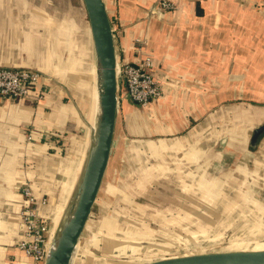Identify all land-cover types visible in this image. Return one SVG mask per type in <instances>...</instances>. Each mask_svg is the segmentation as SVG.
<instances>
[{
    "label": "crops",
    "instance_id": "crops-1",
    "mask_svg": "<svg viewBox=\"0 0 264 264\" xmlns=\"http://www.w3.org/2000/svg\"><path fill=\"white\" fill-rule=\"evenodd\" d=\"M171 1L176 9L158 16L151 9L159 0H105L118 58L152 56L164 90L149 104V129L137 127L143 117L120 94L123 117L141 136L139 149L148 148L150 162H253L264 171V135L256 149L249 145L264 123V0ZM93 65L91 28L77 0H0V66L52 79L41 100L0 98V264H44L18 247L21 188L31 184L41 213L55 225L85 161ZM240 142L247 144L237 149Z\"/></svg>",
    "mask_w": 264,
    "mask_h": 264
},
{
    "label": "rangeland",
    "instance_id": "rangeland-1",
    "mask_svg": "<svg viewBox=\"0 0 264 264\" xmlns=\"http://www.w3.org/2000/svg\"><path fill=\"white\" fill-rule=\"evenodd\" d=\"M77 1L86 10L84 1ZM134 105L143 117L137 127L149 129L151 106ZM123 109L121 103L109 165L73 264H145L185 254L264 249V171L253 162H191L190 167V162H150L151 153L139 149L140 135Z\"/></svg>",
    "mask_w": 264,
    "mask_h": 264
},
{
    "label": "water",
    "instance_id": "water-1",
    "mask_svg": "<svg viewBox=\"0 0 264 264\" xmlns=\"http://www.w3.org/2000/svg\"><path fill=\"white\" fill-rule=\"evenodd\" d=\"M90 23L95 65L93 119L85 161L65 209L54 225L44 264H73L80 239L92 214L109 165L117 125L120 94L125 88L118 74L115 33L105 0H83ZM153 14L162 16L156 6ZM123 89V92L121 90ZM264 123L253 129L249 145L256 148ZM225 140L222 141V148ZM234 150V149H233ZM145 264H264V249H235L170 256Z\"/></svg>",
    "mask_w": 264,
    "mask_h": 264
},
{
    "label": "built area",
    "instance_id": "built-area-1",
    "mask_svg": "<svg viewBox=\"0 0 264 264\" xmlns=\"http://www.w3.org/2000/svg\"><path fill=\"white\" fill-rule=\"evenodd\" d=\"M160 12L175 10L171 0H159L156 6ZM138 53L143 44L137 39ZM154 62L150 55H144L138 62L120 61L118 74L125 88L124 95L143 107L163 96L162 82L154 73ZM44 74L32 68H14L0 66V98L20 99L33 98L41 100L47 93L48 85ZM25 204L21 210L24 225V238L18 247L35 262H44L51 242L54 224L40 211V203L36 199L29 182L21 188ZM45 201H42V203Z\"/></svg>",
    "mask_w": 264,
    "mask_h": 264
},
{
    "label": "bare ground",
    "instance_id": "bare-ground-1",
    "mask_svg": "<svg viewBox=\"0 0 264 264\" xmlns=\"http://www.w3.org/2000/svg\"><path fill=\"white\" fill-rule=\"evenodd\" d=\"M94 71H95V66H94ZM95 79V77H94ZM94 96L97 98V92H96V88H94ZM57 223V222H56Z\"/></svg>",
    "mask_w": 264,
    "mask_h": 264
}]
</instances>
